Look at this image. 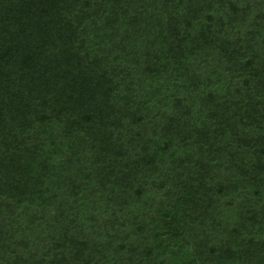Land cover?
Segmentation results:
<instances>
[{
	"label": "trees",
	"instance_id": "16d2710c",
	"mask_svg": "<svg viewBox=\"0 0 264 264\" xmlns=\"http://www.w3.org/2000/svg\"><path fill=\"white\" fill-rule=\"evenodd\" d=\"M0 264H264V0H0Z\"/></svg>",
	"mask_w": 264,
	"mask_h": 264
}]
</instances>
